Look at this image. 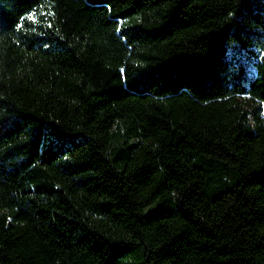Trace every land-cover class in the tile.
I'll list each match as a JSON object with an SVG mask.
<instances>
[{"label":"trees","instance_id":"trees-1","mask_svg":"<svg viewBox=\"0 0 264 264\" xmlns=\"http://www.w3.org/2000/svg\"><path fill=\"white\" fill-rule=\"evenodd\" d=\"M0 264H264V0H0Z\"/></svg>","mask_w":264,"mask_h":264}]
</instances>
